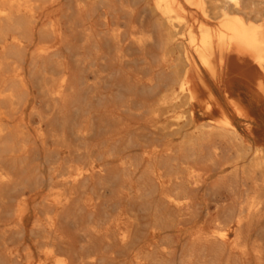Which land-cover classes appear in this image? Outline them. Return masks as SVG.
<instances>
[{
	"label": "rangeland",
	"instance_id": "374dc122",
	"mask_svg": "<svg viewBox=\"0 0 264 264\" xmlns=\"http://www.w3.org/2000/svg\"><path fill=\"white\" fill-rule=\"evenodd\" d=\"M38 1L35 17L24 20L23 82H15L9 69L0 81V88L11 94L0 104L6 117L0 127L21 130L25 148L12 168L16 188L31 196L25 229L15 238L21 249L34 244V208L50 186L83 168L78 181L59 185L75 197L66 229L76 260L92 254V264H264V190L252 188L238 168L219 170L202 159L209 143H202V129L196 128L218 114L208 116L196 108L193 117L177 122L159 105L169 76L158 67L160 20L145 9L153 0H116L131 10L120 21L121 44L102 33L83 35L80 22L70 15L69 0ZM207 1L210 12L222 6L221 0L219 6ZM241 1L243 7L252 2L264 6V0ZM213 16L206 22L211 27L218 22ZM140 22L154 36L143 49L128 37L130 26ZM52 26L58 34L49 30ZM43 43L51 47L39 55ZM168 52L175 60L180 53L173 45ZM219 73L217 80L203 77L204 97L235 87L239 102L264 115L263 99L250 97L259 78L250 58L231 57ZM260 121L264 124V118ZM235 126L239 132L256 130L264 140V129H251L250 120ZM211 144L223 157L227 154L225 143ZM191 171L201 178L191 177ZM256 194L263 195V203L252 212L248 201ZM238 216L247 254L233 248V232L225 244L204 240L216 223L234 229ZM90 226L99 233L81 237ZM257 247L263 250L262 261L253 254Z\"/></svg>",
	"mask_w": 264,
	"mask_h": 264
},
{
	"label": "bare ground",
	"instance_id": "6f19581e",
	"mask_svg": "<svg viewBox=\"0 0 264 264\" xmlns=\"http://www.w3.org/2000/svg\"><path fill=\"white\" fill-rule=\"evenodd\" d=\"M213 1L218 4V0ZM38 2L0 0V81L6 78L3 72L9 69L15 82H23L21 61L25 48L24 20H32L35 17ZM208 2L153 0L152 5L146 4L145 9L160 20L158 25L163 54L158 67L169 76L159 105L177 122L193 117L196 108L203 109L208 116L217 113L216 118L196 128L202 129V143H209L202 159L219 170L226 165L234 166L250 182L252 188L264 190V140L256 130L244 128L242 133L235 126V123L242 120H250L251 129H264V124L260 121L264 115L261 116L259 112L255 114L251 107L244 106L241 103L243 101L239 102L236 99L238 90L235 87L226 94L221 91L217 94L208 92L204 97L201 86L203 77L217 80L219 72L227 68L229 58L248 57L259 72V78L254 83V94H250V97L264 101V6L252 2L243 7L241 0H221L219 3H222V6L218 4L217 12L211 11L214 15L217 14L215 17L218 19L215 27H211L206 24L209 19L214 18L209 11L211 7L208 8ZM229 8L235 12H229ZM69 9L72 18L80 22L83 35L102 33L103 37L121 44L120 21L124 19L125 14L131 13V10L122 4L118 5L116 0H69ZM249 16L254 19H248ZM180 28L182 30H179ZM49 30L56 35L59 29L52 26ZM128 37L139 49L154 42L153 34L149 29L143 28L141 22L130 26ZM172 45L180 52L176 60L168 52ZM50 47L49 44H40L37 53L45 54L49 52ZM117 53L118 59L123 61V53L119 50ZM10 96L11 94L0 88V104ZM179 107L184 108L179 111ZM5 119L0 110V123ZM12 131L0 127V264L94 263V255L87 254L76 260L69 250L72 249V242L66 224L71 219V203L75 197L73 193L59 186L71 180L78 181L85 172L83 168H78L72 175L55 181L48 189L47 195L34 208L35 218L31 227L34 244L22 250L15 240L25 229L31 196L24 189L18 190L15 185L12 168L18 167L25 155V148L21 143L22 131ZM212 140L226 144L228 152L224 157L219 148L211 144ZM190 175L195 179L201 178V174L195 171H191ZM10 188L12 189L9 190ZM262 203L263 195L256 194L249 199L248 209L257 211ZM233 221L236 225L234 229L227 224H214L205 233L204 240L217 245L225 244L233 232V248L241 255L247 254L242 218L238 216ZM98 233L97 229L90 226L79 235L88 237ZM253 254L258 261L263 260V250L260 247H257Z\"/></svg>",
	"mask_w": 264,
	"mask_h": 264
}]
</instances>
